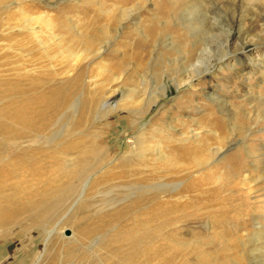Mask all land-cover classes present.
Returning a JSON list of instances; mask_svg holds the SVG:
<instances>
[{"label":"rangeland","instance_id":"1","mask_svg":"<svg viewBox=\"0 0 264 264\" xmlns=\"http://www.w3.org/2000/svg\"><path fill=\"white\" fill-rule=\"evenodd\" d=\"M228 34L230 54L238 42L264 39L258 0H0V78L62 93L45 133L15 147L6 140L0 166L27 145L31 152L41 147L61 151L57 164L50 154L43 160L64 176L62 187L39 199L43 181L19 173L8 198L22 208L0 220V264H48L54 254L53 264H138L103 246L136 213L88 239L76 232L85 220L75 222L149 191L185 205L134 229L142 242L166 246L164 257L175 253L174 264H264L262 53L249 45L254 60L238 55L241 61L178 85L192 46L201 48L204 67L225 53ZM17 95H1L0 118L18 123L5 111ZM191 129L198 139L189 138ZM179 131L193 145L183 157L167 147L181 142ZM127 158L143 161L136 170L157 185L91 186Z\"/></svg>","mask_w":264,"mask_h":264},{"label":"bare ground","instance_id":"2","mask_svg":"<svg viewBox=\"0 0 264 264\" xmlns=\"http://www.w3.org/2000/svg\"><path fill=\"white\" fill-rule=\"evenodd\" d=\"M258 1L260 2L261 6L264 8V0H258ZM169 11L168 12L164 11L165 14L162 15L166 16V14L169 13ZM229 38L230 36L228 34V38L226 39L227 48L225 50V53H223V55H221L220 57L216 58L214 62L209 61L208 63H203L204 67L203 66L200 67L199 64V61H201L202 59V56H199L200 52L198 53L200 47L193 45L191 50L188 51V53H186V59L184 60L182 74L178 79V85H184L187 82L191 83V81H193L197 77L199 76L201 77V75L211 71L213 69L212 68L213 66L215 68L216 67L222 68L224 65L230 66L232 61L233 62L241 61L240 57L235 58L238 55L239 56L242 54L247 55L248 58L254 60L255 54L252 55L249 53V51L247 52L246 50L249 45H257L259 47L258 51L262 53V57L259 64H262V66H264V41H263L264 39L261 38L262 41L260 39H259L260 41L254 40L251 44H249V42H245L246 44L238 42L235 45H233V52H231L232 54H230L229 52L230 45H228ZM235 65L236 64H233L232 66L235 67ZM2 83H6L9 86L6 87L4 90H0V97L4 93L8 94L12 92H17L20 95H17L15 99L12 100L13 105H10L5 110L8 113V116L10 118H16L18 123L8 121V119L5 120L0 118V148L4 145H7L5 142L6 140H9V143L12 144L11 146L15 147L16 143L20 140L24 141L25 143H28L31 140L33 134L36 135V133H40V132L45 133L43 131L47 129V125L49 124L50 120L54 118L55 113L52 112H55V110L59 107V103H60L59 97L62 93L60 94V92L58 91L50 90L52 94H49L48 88H45L41 91L35 90V86L33 82L31 83L30 86L25 87L21 84L20 79L13 81L12 79L3 80L0 78V86ZM29 90L31 91L30 93H28ZM248 94L251 95L250 92ZM217 102H219L220 106L224 108H226L228 103L221 99L220 101L218 100ZM190 132H192L193 134L191 135V137L189 136V138L194 140L200 137V134L196 132L194 129H191ZM179 136L181 137L178 140L181 142L176 143L171 139L170 141H168L167 147L173 152V154L177 156L183 157L185 155H189L190 146L193 145L188 144L189 138L186 137L184 133L180 132ZM60 145L62 146V143ZM29 147L30 146L27 145V150H24L20 154H16V153L10 154L9 162L0 166V206H1L0 220H2V215L6 214V221H8L12 216L18 213L17 211L18 209L22 208V206L19 205H18L19 207L13 206L11 200H9L8 198L10 195L16 194V190L18 189L17 178H19V173L21 171L26 170L28 174L36 177L37 179L36 181H43V187L35 189L36 191L35 195L39 197V199L49 198L50 196H52V193L55 190H57L56 187L58 186V184L61 187L64 184L63 183L64 176L62 174L56 175L54 173V166L52 165L53 167H50L49 165L50 163L48 164V162H45L43 160V157L46 155H48V157L52 156L57 164L60 160V154H62L61 151H53V152L51 151L52 153H50L48 149L44 150L43 148L40 147L34 152H31L33 150H31ZM88 148L90 149V151H92L97 147L91 146ZM82 153H84V151H82ZM49 154L51 156H49ZM139 155H142V153ZM1 158L2 157L0 154V159ZM141 165H143V161L136 162L134 160H130L129 158L124 159L123 163H120L118 165L121 168V170L111 171L109 169L108 171L104 172L100 177L93 179L91 186L98 187L105 185L107 183L111 184L113 182L120 183V185L121 183H127L126 185L125 184L124 185L125 186L129 185V187L132 188L133 186L137 188H143V187L150 188L153 187L154 185H157V183L155 182L153 184V180L150 178L149 174L143 175L141 174V172L136 170L137 166H141ZM41 174L42 176L40 177ZM108 179H110L111 181H108ZM6 189L10 190V192L9 193L6 192L7 194L1 195V192L5 191ZM183 190H185L184 192L191 191L193 190V186H191L190 184V186L185 187ZM175 200L176 199L173 200L172 198L163 199L155 192L149 191L146 194L140 193L137 194L136 197H134L132 200L126 202V204L118 207L116 210H114V212L110 211L99 218H94L95 214H93V216L91 215L89 219H85L84 214L82 213L83 216L79 215L75 224L80 225V223L83 222L84 220L85 223L80 226H77L76 232L78 235H80L82 239H88L91 237L94 238V236L96 235L98 236V234H100L101 232L102 233L105 232L110 222L117 220L120 221L125 213L134 212L136 214L132 217L130 222H128L127 224L125 223L123 226L116 229L115 233H113L114 236L110 238L109 241L103 245L106 251L109 252V250H111L112 253H114L115 255L117 256L121 255L125 260H135L137 261L138 264H174L175 263L174 260L176 257L175 253L169 251L170 254L164 257L163 250L167 249L166 246H164L161 243L152 244L146 241L142 242L141 238L140 239L136 238L134 234V229L138 226H142L143 224L150 226L149 224H147L149 223L150 220H154L164 216L170 217L169 215H171V213L178 211V209L185 206L183 203L176 202ZM84 210L87 211L85 208ZM121 239H125L127 242H124L122 244H117L119 242H123ZM55 259L56 257L54 254L48 264H53ZM177 259L180 260V258Z\"/></svg>","mask_w":264,"mask_h":264}]
</instances>
